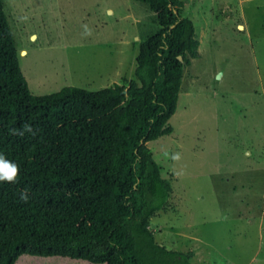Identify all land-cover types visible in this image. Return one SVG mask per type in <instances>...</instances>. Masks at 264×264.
Returning <instances> with one entry per match:
<instances>
[{
	"label": "rangeland",
	"instance_id": "374dc122",
	"mask_svg": "<svg viewBox=\"0 0 264 264\" xmlns=\"http://www.w3.org/2000/svg\"><path fill=\"white\" fill-rule=\"evenodd\" d=\"M177 1L198 58L183 68L171 134L147 144L172 189L150 227L166 250L193 252L191 264H264V0ZM3 4L37 96L127 85L140 45L157 30L156 15L133 0Z\"/></svg>",
	"mask_w": 264,
	"mask_h": 264
},
{
	"label": "trees",
	"instance_id": "16d2710c",
	"mask_svg": "<svg viewBox=\"0 0 264 264\" xmlns=\"http://www.w3.org/2000/svg\"><path fill=\"white\" fill-rule=\"evenodd\" d=\"M133 1L157 17L133 80L37 96L20 70L0 0V154L20 166L16 183L0 182V264L19 257L191 264L193 252L155 241L150 219L172 189L147 144L171 134L182 71L198 58L199 42L177 0ZM25 123L35 135L12 134Z\"/></svg>",
	"mask_w": 264,
	"mask_h": 264
},
{
	"label": "clouds",
	"instance_id": "9594fccd",
	"mask_svg": "<svg viewBox=\"0 0 264 264\" xmlns=\"http://www.w3.org/2000/svg\"><path fill=\"white\" fill-rule=\"evenodd\" d=\"M13 135L24 136L25 133L35 135V130L27 123L21 130L12 129ZM20 174V166L14 161L9 160L4 154H0V182L16 183ZM27 190L21 193V199L27 200Z\"/></svg>",
	"mask_w": 264,
	"mask_h": 264
},
{
	"label": "bare ground",
	"instance_id": "6f19581e",
	"mask_svg": "<svg viewBox=\"0 0 264 264\" xmlns=\"http://www.w3.org/2000/svg\"><path fill=\"white\" fill-rule=\"evenodd\" d=\"M34 38H35V37L33 36V37H32V39L34 40ZM22 53H24V54H25V52H22ZM22 53H21V55H22Z\"/></svg>",
	"mask_w": 264,
	"mask_h": 264
}]
</instances>
